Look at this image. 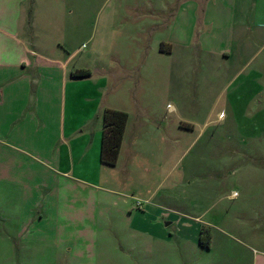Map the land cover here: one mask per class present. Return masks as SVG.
Returning a JSON list of instances; mask_svg holds the SVG:
<instances>
[{
  "label": "rangeland",
  "instance_id": "374dc122",
  "mask_svg": "<svg viewBox=\"0 0 264 264\" xmlns=\"http://www.w3.org/2000/svg\"><path fill=\"white\" fill-rule=\"evenodd\" d=\"M170 1L178 23L196 24V36L210 17L225 20L229 7L218 0ZM149 2L0 0V30L29 40L35 23L43 46L54 41L56 51L58 43L73 55L68 70L92 71L93 79L67 89L64 121L90 120L91 130L107 108L127 112L131 121L117 165L99 162L92 181L98 187L54 196L81 203L80 217L64 214L42 225L59 228L60 250L15 246L19 264H256L264 257V0L233 4L238 20L251 17L253 25L242 27L234 42L256 41L252 68L263 86L241 95L243 101L230 87L238 62L221 75L199 48L176 47L170 55L172 46L164 44L160 50L174 19L159 40L162 29L155 25H165L168 11L150 16L143 7ZM137 19L146 25L140 37L137 28L125 29ZM209 24L203 32L213 38ZM140 123L137 160L130 164ZM6 215L0 214V247L18 223ZM201 231L211 234L209 248L199 243ZM12 261L3 255L0 264Z\"/></svg>",
  "mask_w": 264,
  "mask_h": 264
},
{
  "label": "crops",
  "instance_id": "0c3cea01",
  "mask_svg": "<svg viewBox=\"0 0 264 264\" xmlns=\"http://www.w3.org/2000/svg\"><path fill=\"white\" fill-rule=\"evenodd\" d=\"M218 1L229 6L224 15L225 20L217 21L210 17L207 22L205 18L207 23H202L199 36L195 33V23H178V11L172 9V1L165 0L161 5L152 0L143 7L150 16L168 11L165 25H155L162 29L159 40L165 35L163 31L168 22L174 19L171 26L174 27H170L172 35L168 40H160V47L164 44L172 46L171 52H167L170 55H173L176 47L188 50L199 48L217 63L221 75L231 74L232 62H238L230 87L243 101L245 99L241 95L256 94L263 89L257 80L259 70L252 68L255 60L252 52L256 41H242L239 44L235 40L234 45L240 29L253 23L250 15L246 16L245 22L238 20L239 14L233 7L234 0L232 4L226 0ZM139 20H136V24L126 23L125 27L128 30L137 28V37L143 35L146 29L145 23L140 26ZM32 24L29 40H20L11 32L0 30L4 36L0 37V206L5 207L0 214L6 217L9 214L18 221L16 228L6 233L4 246L0 247V262L3 261V255L7 260L8 254H11V264H19L15 246L32 245L45 251L60 250L59 240L64 242L61 239L64 236L59 233V228H43L42 225L49 223L52 218L57 221L64 214L80 217L81 203L78 198L60 203L54 196L61 189L96 186L92 181L101 163L103 123L94 121L93 128L89 130L86 126L90 120L75 124L63 119L67 89L72 87L73 82L93 79V73L86 68L68 70L73 55H70L67 47L62 48L61 44L55 42L61 48L58 52L53 47L54 41L49 42V46H43L34 29L36 24ZM207 24L214 27L213 38L203 32V26ZM223 31L228 34L226 38H223ZM132 39L135 40V37ZM78 70H89L91 75L73 77L72 74ZM233 85H237L236 88ZM130 122L127 123L121 149L127 139ZM141 124V128L134 132L133 141L136 143L134 146L129 145L130 164L137 160L135 146L141 136ZM153 131L167 134L168 129L155 128ZM61 205L65 206L63 210ZM256 264H264V257Z\"/></svg>",
  "mask_w": 264,
  "mask_h": 264
},
{
  "label": "trees",
  "instance_id": "16d2710c",
  "mask_svg": "<svg viewBox=\"0 0 264 264\" xmlns=\"http://www.w3.org/2000/svg\"><path fill=\"white\" fill-rule=\"evenodd\" d=\"M164 45H161L160 50ZM89 70H78L72 74L76 78L90 76ZM129 114L125 111L105 109L103 113V133L101 139L100 161L106 166H116L119 160L122 143L124 140L125 130L127 127ZM211 234L208 232L204 235L201 231L199 243L204 247H210Z\"/></svg>",
  "mask_w": 264,
  "mask_h": 264
},
{
  "label": "built area",
  "instance_id": "2783aa9c",
  "mask_svg": "<svg viewBox=\"0 0 264 264\" xmlns=\"http://www.w3.org/2000/svg\"><path fill=\"white\" fill-rule=\"evenodd\" d=\"M141 206V204H139V207Z\"/></svg>",
  "mask_w": 264,
  "mask_h": 264
},
{
  "label": "water",
  "instance_id": "95a60500",
  "mask_svg": "<svg viewBox=\"0 0 264 264\" xmlns=\"http://www.w3.org/2000/svg\"><path fill=\"white\" fill-rule=\"evenodd\" d=\"M168 225V224H167Z\"/></svg>",
  "mask_w": 264,
  "mask_h": 264
}]
</instances>
